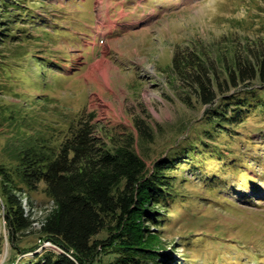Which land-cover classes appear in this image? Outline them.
Returning a JSON list of instances; mask_svg holds the SVG:
<instances>
[{"label": "rangeland", "instance_id": "374dc122", "mask_svg": "<svg viewBox=\"0 0 264 264\" xmlns=\"http://www.w3.org/2000/svg\"><path fill=\"white\" fill-rule=\"evenodd\" d=\"M31 6L45 26H19L30 35L24 50L52 59L58 68H46L43 79L30 57L19 62L21 74L33 77L35 85L13 82L14 92H0V104L24 116L28 130L44 131L54 141L81 112L93 113L107 143L110 137L132 135L149 168L207 129V107L195 96L189 105L181 100L189 91L172 75L174 52L196 49L195 43L224 60L264 42V0H40ZM41 81L45 87L38 89ZM258 95L264 99V93ZM138 120L150 127L151 141L141 139ZM11 128L0 126V166L13 171L17 150ZM232 133L216 140L201 137L216 145L221 160L204 163L197 153L201 166L195 168L178 158L176 187L182 195L161 209L160 226L150 227L167 244L149 264H264V118L253 112ZM239 171L256 182L250 184ZM28 196L41 210L51 204L43 185ZM0 237V258L5 254L0 264L31 259L8 241L1 203ZM38 241L34 232L18 243L23 248Z\"/></svg>", "mask_w": 264, "mask_h": 264}, {"label": "trees", "instance_id": "16d2710c", "mask_svg": "<svg viewBox=\"0 0 264 264\" xmlns=\"http://www.w3.org/2000/svg\"><path fill=\"white\" fill-rule=\"evenodd\" d=\"M13 1L0 0V45L6 44V51L0 50V92H14L13 82L35 85L33 77L21 74L23 67L18 64L28 57L39 78L45 77L46 68L52 72L58 68L52 59L29 56L23 47L30 35L20 25L45 26L38 24V16L32 12L31 4L40 0ZM193 48L176 50L170 69L189 91L182 102L189 105L195 96L207 107V129L188 147L155 160L151 168L136 151L132 135L110 137L107 143L98 133L101 127L93 113L81 112L60 140L54 141L44 131L28 130L24 116L0 104V126L5 123L15 131L17 150L13 171L0 166V203L11 246L21 255L31 254L25 264H149L158 260L167 243L150 227L160 226L161 209L172 207L182 195L176 187L182 162L178 158H185L183 162L195 168L201 166L195 159L197 153L204 163L221 160L224 155L216 145L203 142L202 136L209 140L221 134L232 137L251 113L264 118V99L258 95L264 93V42L248 45L239 53L233 51L224 60L210 57L195 43ZM42 87L44 81L38 89ZM136 127L142 140H152L145 122L138 120ZM239 172L250 184L256 182ZM40 185L53 205L36 230L34 219L25 215L21 195L37 191ZM34 232L41 242L58 249L38 251L41 243L20 247V237ZM3 245L0 237V255Z\"/></svg>", "mask_w": 264, "mask_h": 264}, {"label": "built area", "instance_id": "2783aa9c", "mask_svg": "<svg viewBox=\"0 0 264 264\" xmlns=\"http://www.w3.org/2000/svg\"><path fill=\"white\" fill-rule=\"evenodd\" d=\"M22 196V206L25 212L26 216L32 217L34 219L33 227L36 230H39L41 228V221L40 219L45 217L46 213L50 211L52 208L53 202L51 201L50 206L46 207L45 210H41L35 201H32V199L28 196V194L24 193ZM38 243H41V246L39 247L38 251L42 250L43 248H51V249H58L55 245L50 244L49 242H41V240L38 241ZM31 255V254H28Z\"/></svg>", "mask_w": 264, "mask_h": 264}, {"label": "bare ground", "instance_id": "6f19581e", "mask_svg": "<svg viewBox=\"0 0 264 264\" xmlns=\"http://www.w3.org/2000/svg\"><path fill=\"white\" fill-rule=\"evenodd\" d=\"M5 259V254H3L0 258L1 262Z\"/></svg>", "mask_w": 264, "mask_h": 264}]
</instances>
